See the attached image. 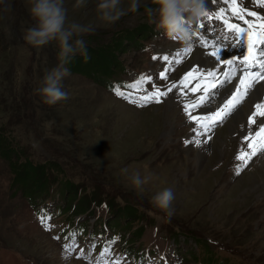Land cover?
I'll return each mask as SVG.
<instances>
[{
  "label": "rangeland",
  "instance_id": "374dc122",
  "mask_svg": "<svg viewBox=\"0 0 264 264\" xmlns=\"http://www.w3.org/2000/svg\"><path fill=\"white\" fill-rule=\"evenodd\" d=\"M33 3L34 0L0 2V128L5 129L12 146L28 153L34 161L58 160L64 164L67 172L62 177L70 175L80 182L85 173H90L108 191L113 187L123 202L139 204L145 215L142 223L149 222L140 240L133 241L128 228L123 229L124 240L118 236L110 238L113 232L106 223L108 212L112 211L115 222L121 224L128 223L130 217L121 219L117 208L110 210L102 204L90 212L72 216L85 224L84 228L96 227L97 233L74 235L76 228L69 227L72 220H64L69 213L49 214L44 207L33 205L25 192L35 182L14 185V169L9 159L0 154V264H96L105 249L99 242L104 240L107 242L104 247L111 248V256L106 258L108 264L117 260L120 264H264V153L253 156L239 174L237 166L241 161L235 159L241 148L246 149L243 138L258 129L259 119L249 126L245 114L234 121L237 114L233 113L211 132L200 135L184 111L185 104L195 101L199 92L181 95L178 89H173L168 96L161 97L160 103L141 107L116 95L114 88L99 79L100 75L105 78L107 75L92 64L73 68L68 63L70 75L63 78L62 90L69 98L54 105L43 103L35 89L59 65L60 49L55 41L37 49L24 40L27 30L36 23L30 14ZM98 3L100 0H83L77 7V0H63L67 24L91 25L95 30L82 37L87 52L94 49L95 56L105 54L115 59L116 74L126 65L124 71L114 76L125 80V84L142 75L150 77L145 91L153 87L166 90L168 85L178 84L193 67L209 70L203 67V62L208 60L210 66L212 58L206 55L208 49L199 46V34L203 32L212 40L225 36L223 23L217 25L215 35L207 36V28L217 21L202 17L193 26V40L185 46L170 41L164 30L156 27L159 6L154 0H139L136 11L129 10L132 0H121L120 7L126 14L113 22L98 18ZM237 4L264 16V2L237 0ZM221 7L232 23L246 27L231 14L224 0L207 6V12L215 17ZM149 8L155 13L153 17L148 15ZM144 22L152 26L146 35L140 33ZM201 23L207 28H199ZM189 46L191 52L180 63L160 58L167 55L172 60ZM234 50L231 45L222 58H230ZM224 67L218 65L216 71L221 73ZM165 69H169L168 79H158ZM236 82L233 79L220 88V94L206 100L193 115H211L220 105L222 93L226 96ZM123 85L122 91H132ZM256 95L253 88L243 106L257 99ZM137 172L141 178L152 177L142 190L132 183ZM87 185L89 191L92 184L87 181ZM55 188L59 190V186ZM164 188H171L175 195L172 204L175 212L171 217L152 203V198ZM60 201L66 203L61 195ZM77 203V198L68 201V211ZM49 210L54 208L51 206ZM100 210L106 223L102 227L96 221ZM44 219L48 227L42 223ZM132 224L128 223L129 228ZM174 228L183 229L176 249L170 246L174 240L170 230ZM185 231L207 238L208 246L203 240L197 245L196 238ZM66 245L75 248L68 251ZM81 253L87 259L81 258Z\"/></svg>",
  "mask_w": 264,
  "mask_h": 264
},
{
  "label": "snow or ice",
  "instance_id": "6c2138e0",
  "mask_svg": "<svg viewBox=\"0 0 264 264\" xmlns=\"http://www.w3.org/2000/svg\"><path fill=\"white\" fill-rule=\"evenodd\" d=\"M217 0H207L206 7L216 3ZM225 3L229 4L231 14L238 20L243 21L246 27H242L240 24L232 23L230 19L225 15V8H219L216 12L215 17L210 12H206L204 17L206 20L222 21L223 31L225 36L222 40L232 41L233 37L236 39L233 41L232 46L237 45L243 46L246 49L242 59L233 58H222L225 50L224 44L219 40L208 39L203 32L199 34L198 44L201 48L208 49L207 56L212 58L211 65L209 61L203 62V67H208L207 72L201 71L199 67H193L187 72L178 84L168 85L166 90H161L159 87H153L151 91H145L144 86L148 83L151 78L141 76L135 82L127 83L123 85L124 88L132 91H122L121 86H113L115 94L138 104V106H146L150 103H160L161 97H166L173 89H178L181 95L194 94L199 92L200 95L195 101L185 104L184 111L188 116L189 120L194 122L196 128L200 130L199 134L203 135L209 133L213 128L217 127L219 123L223 122L230 114H240L244 112L243 102L248 97L249 92L255 85H259L256 88V92L259 94L257 99L249 100L247 107L249 111L245 113L247 124L249 126L257 124L259 119V127L253 133L249 132L244 136L246 143V149L241 148L235 159L241 161V164L237 166V174L242 171L247 164L251 161L253 156L258 153H264V17H261L255 11H247L246 9L239 7L237 0H224ZM264 2V0H261ZM245 14L249 17H254V21L245 19ZM199 28L203 29L204 24L198 25ZM192 48L189 46L186 49L177 53V56L170 60V57L165 55L160 57L165 62L180 63L181 58L191 52ZM157 57H153L156 59ZM218 65H225L227 70L222 74L216 71ZM256 69L253 71V69ZM169 69L158 74V79L167 80V72ZM239 71V77L235 76V73ZM233 79H238V84H234L231 89L227 90V95L223 96L220 101V105L213 110L211 115L200 116L193 115V112L201 105L206 103V100L214 98L219 95V89L225 87L231 83ZM144 92L143 95L139 93ZM259 100L260 102H257ZM235 119V116H233ZM194 128V132L196 131ZM195 143H199V140H195ZM45 226L48 227L46 219L42 220ZM50 230V229H49ZM110 243H114L111 241ZM66 250H74L75 245L65 246ZM111 256L110 246H106L104 251L101 253L100 258L96 261V264H108L107 257ZM81 258L87 259L83 253ZM114 264H120L117 260Z\"/></svg>",
  "mask_w": 264,
  "mask_h": 264
},
{
  "label": "clouds",
  "instance_id": "9594fccd",
  "mask_svg": "<svg viewBox=\"0 0 264 264\" xmlns=\"http://www.w3.org/2000/svg\"><path fill=\"white\" fill-rule=\"evenodd\" d=\"M154 2L159 6L156 27L163 29L170 41L180 42L185 46L190 44L195 35L193 26L207 12V0H154ZM82 4L83 0H77V7ZM120 5L121 0H100L97 5L98 18L105 22L119 19L126 14ZM139 7V0H132L129 10L136 11ZM147 11L150 17L155 15L153 9L149 8ZM30 14L36 23L27 30L24 40L37 49L55 41L60 49L59 65L48 72L41 81V86L35 89L43 103L54 105L69 98L68 93L62 90L63 78L70 75L66 65L77 54L82 55L85 61L90 58L86 42L82 37L95 29L91 25L76 22L67 24V9L63 5V0H34ZM151 179V176L141 178L137 172L132 177V183L142 190L143 185ZM174 199L173 190L164 188L152 198V203L154 207L163 210L168 217H171L175 212L172 207Z\"/></svg>",
  "mask_w": 264,
  "mask_h": 264
},
{
  "label": "trees",
  "instance_id": "16d2710c",
  "mask_svg": "<svg viewBox=\"0 0 264 264\" xmlns=\"http://www.w3.org/2000/svg\"><path fill=\"white\" fill-rule=\"evenodd\" d=\"M143 24L145 26H143V29H140V33L142 34V32H145L146 35V32H148L149 29L152 28V26L147 22H144ZM113 50L114 49H112V51ZM88 55L90 58L87 61L84 60V57L82 55H76L69 63L70 67L75 68L76 65H81L83 67L84 65L92 64L93 66H97L96 69H98V71L107 75L106 78L100 75V80L115 85V67L117 66L118 62L115 59H110L109 56L107 57L105 54H103L102 56H95L94 49L89 51ZM79 60H81L82 62L79 63ZM80 70L83 72V69L80 68ZM0 154L9 159V163L11 164L10 166H12V169H14L12 180L14 185L18 183L19 186H24L25 184L29 185L27 183H29L30 181L35 182L34 186L29 189L26 188L25 192L27 197L31 199L32 204L33 202L36 203L40 196L45 199L48 193L50 195L51 189L53 188L54 194H57L55 192V190H57L60 192L59 195H61L63 199H65L66 203L62 204V209H66L65 211H68L70 208L68 205V201L77 198L78 205H74V209H72V211L68 215V219H71L75 214H83L87 211L90 212V210H92L93 208H99L102 204H106L108 205L107 208H109L110 210L111 208H117V211L120 213L121 219L127 220V218L130 217L128 218L130 219L128 223L131 222V224L133 221H135V223L132 224V227L130 228L127 222V224H121L118 221L117 225L120 231L127 228L130 231H133V241H136L138 239L140 240L144 235L149 220L142 223L145 215L144 212H141L139 210L141 206H139V204H131L127 201L123 202V200L119 197L117 191L115 192L113 187H110L108 191L104 187V185H102V183L98 182L99 179L97 180L96 178H93L92 174L85 173L84 180H80V182L75 181L73 178H71L70 175L66 176L65 178L62 177L61 174L67 172L64 169V164H61L58 160L34 161L29 157L28 153H26L25 151H20L19 148L12 146V143L8 140L7 135H5L4 128H0ZM87 181H90L92 184V188L89 191ZM56 186H59V190L55 188ZM63 188L66 191L63 192ZM83 191H85V193L82 194ZM106 193L107 195L105 196ZM108 213L110 214V218L114 219L113 212L111 211ZM121 215H123V217H121ZM182 231V228H174L170 230L171 236L175 239L174 245H176L177 247L180 244L177 242L180 241L178 235H180ZM185 232H187L189 235H193L198 241L203 240L205 245L208 246L207 238L198 236L196 234L194 235V233H192L191 231ZM199 243L201 244L200 241ZM211 257H213V255H211Z\"/></svg>",
  "mask_w": 264,
  "mask_h": 264
},
{
  "label": "bare ground",
  "instance_id": "6f19581e",
  "mask_svg": "<svg viewBox=\"0 0 264 264\" xmlns=\"http://www.w3.org/2000/svg\"><path fill=\"white\" fill-rule=\"evenodd\" d=\"M237 22V21H236ZM263 47V46H262ZM201 56V55H200ZM230 58H231V56H230ZM222 71H221V73L220 74H222L224 71H226L227 70V68H226V66L223 68V69H221ZM253 71H255V70H253ZM239 71H237L236 73H235V76H238L239 77ZM261 84H264V81H261L260 82ZM235 84H238V79H237V82L235 83ZM257 87H259V85H255L253 88H257ZM226 93V92H225ZM251 94V93H250ZM222 95H223V93H222ZM259 94L257 93V95H256V98H257V96H258ZM254 97H255V94H254ZM257 102H260L259 100H257ZM248 104V103H247ZM247 104H245L243 107H244V112L243 113H240V114H237V115H235V119H234V121H237V119L238 118H240L243 114H245V113H247L249 110H248V107H247ZM240 120V119H239ZM74 259H77V258H75V257H73ZM78 260H81L80 258H78ZM82 262H83V260H81Z\"/></svg>",
  "mask_w": 264,
  "mask_h": 264
}]
</instances>
